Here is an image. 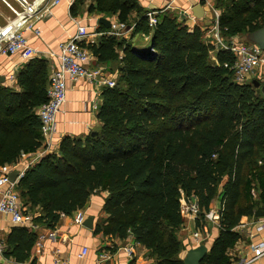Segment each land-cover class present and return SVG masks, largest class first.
Instances as JSON below:
<instances>
[{
    "label": "trees",
    "instance_id": "trees-1",
    "mask_svg": "<svg viewBox=\"0 0 264 264\" xmlns=\"http://www.w3.org/2000/svg\"><path fill=\"white\" fill-rule=\"evenodd\" d=\"M219 1L225 36L264 25V0ZM135 7L134 0L90 6L118 13L134 33L151 35V49L138 51L106 33L82 44L98 63H120L116 84L101 92V126L84 138L65 136L58 151H47L26 169L17 190L24 207L30 206L32 223L49 228L62 214L83 209L94 193L107 191L105 217L94 232L132 235L157 264H185L178 236L182 198L197 202L201 226L220 195L219 235L201 264H231L228 250L242 238V216L264 210V85L236 82L233 52L219 49L211 59L214 44L175 16L160 13L150 27L141 11L128 22ZM18 83L20 91L0 87V166L43 144L36 109L47 100V61L31 58ZM37 238L27 224L14 225L4 256L26 262Z\"/></svg>",
    "mask_w": 264,
    "mask_h": 264
},
{
    "label": "crops",
    "instance_id": "crops-1",
    "mask_svg": "<svg viewBox=\"0 0 264 264\" xmlns=\"http://www.w3.org/2000/svg\"><path fill=\"white\" fill-rule=\"evenodd\" d=\"M134 1L136 7L131 11L128 22L135 21L141 11L145 13L154 10L161 11V13L177 17V20L187 25L190 30L200 29L205 40H207L206 37L215 32L216 21H219L223 7L219 0ZM7 2L10 5H16L15 0H7ZM8 3L6 4L0 0V25L11 20L12 13ZM95 4L96 0H63L52 5L45 17L36 22L35 27L39 29L40 34L37 35L33 30L26 32L30 45L37 51L35 57L44 58L47 61L49 76L59 65V44L73 37L79 26H85L97 42L102 36L99 35L100 32H103L102 30L108 31L111 29L113 22L121 21L118 13H100L94 9L90 10V6ZM101 18H106L111 26L101 22ZM131 26H128L130 30L117 38H124L134 49L143 51L142 48L134 44L136 37L138 35L142 36L144 39L149 40L151 45V35L143 32L134 33V27ZM88 41H91V39ZM29 60L22 58L18 52L10 55H0V87H10L13 90L20 91L21 86L18 83V75ZM88 65L105 66L106 70L115 76V73H118L117 68L120 63L116 60L109 63V65H102L98 63L97 58L94 56ZM102 89H97L85 79L67 80V99L56 118V130L51 137V146L48 149L58 151L60 142L65 136L84 138L99 130L101 122L98 113L102 101ZM38 108L36 111H38ZM45 145L47 144L43 142L42 146L36 151L23 152L17 161L6 165H9L12 171L15 169L20 171L32 159L38 157L39 160L42 158L46 149ZM2 166H0V169ZM19 180L20 178H17L16 184ZM107 195V191L94 193L83 208L86 218L89 216L94 217V227L92 229L86 227L84 223H77L74 220L75 212L62 214L55 228L34 225L31 210L28 209L30 206L24 207L21 199L24 212L27 210V213H25L30 216L26 224L37 231L38 238L31 250L29 260L17 262L14 259L6 258L3 252L0 253V264H157L155 255L144 245L135 242L132 235L126 239H119L94 232L96 224L105 217L103 207ZM220 207L221 196L219 195L213 200L210 209L220 214ZM259 210L264 211L259 208L257 212ZM256 213L253 216H242L237 226L242 238L228 250L231 256V264H240L251 259L253 253L250 245L264 241V229L257 231L251 224L253 219L259 217ZM182 215L184 222L178 231V236L184 244V249L181 251L180 256L184 258L189 248L200 243H205L208 247H211L213 241L219 235L220 218L207 221V223L201 221L203 225L200 226L197 223V217L187 213L183 205ZM14 225L16 224L7 215L0 212V241L5 243V247L6 238ZM205 226L208 235L206 239L200 241L194 236V233L200 231L204 234ZM51 232H54V236L50 235ZM130 244L134 246L133 256H130L124 249L126 245ZM85 249H87L86 253L82 254ZM104 253L107 255L101 259L100 255ZM250 264H264V255Z\"/></svg>",
    "mask_w": 264,
    "mask_h": 264
},
{
    "label": "built area",
    "instance_id": "built-area-1",
    "mask_svg": "<svg viewBox=\"0 0 264 264\" xmlns=\"http://www.w3.org/2000/svg\"><path fill=\"white\" fill-rule=\"evenodd\" d=\"M21 7L14 10L15 15L6 24L0 25V55H10L20 53L22 58L31 59L36 55V49L29 43L26 35L28 30H33L37 35L40 34L38 28L35 27L36 22L45 17L52 5L58 4L63 0H21ZM161 11H148V23L150 27H154L158 22V15ZM219 21H216L215 32L211 35V42L215 46V50L223 49L233 52L235 55L234 62L230 69L233 70V77L238 83H245L253 76L258 74L264 67V49L257 44L241 42L238 40V35L230 36L229 39H223ZM132 28L134 26H131ZM130 30L128 25L122 21L112 23L111 29L106 32H100L99 35L109 34L120 37L124 32ZM93 34L89 33L85 26H79L77 32L69 40L59 44V65L49 76V84L47 87V100L42 103L37 111V115L41 122V132L43 142L46 143V149L43 154L51 146V137L56 130V118L61 112L64 103L67 99V80L77 81L85 79L92 83L97 89H102L105 86L113 87L116 84L115 76L109 73L105 66L88 65L94 57L92 51L83 43H93ZM91 41H88L90 40ZM228 66V63H225ZM38 158V157H37ZM32 159L23 167L17 176L21 178L26 169L36 162L38 159ZM12 168L9 165H3L0 169V212L7 215L10 220L16 224H26L30 216L24 212L21 202L20 193L16 187V180L12 182L9 178V173ZM182 198V205L187 213L199 217V206L196 201L186 200ZM220 214L209 210L205 213V223L219 219ZM85 213L83 209L75 211L74 220L83 224L85 221ZM251 224L257 231L264 229V213L263 215L253 219ZM54 236V232L50 233ZM208 230L205 226V233L196 231L194 236L200 241L207 238ZM253 257L243 261L240 264H250L254 260L264 255V241L252 243L250 245ZM124 249L130 256L134 254V246L126 245ZM5 250V243L0 241V253ZM87 249L83 251L85 254ZM107 254H101L102 259Z\"/></svg>",
    "mask_w": 264,
    "mask_h": 264
},
{
    "label": "water",
    "instance_id": "water-1",
    "mask_svg": "<svg viewBox=\"0 0 264 264\" xmlns=\"http://www.w3.org/2000/svg\"><path fill=\"white\" fill-rule=\"evenodd\" d=\"M101 22L111 26V23L106 18H101ZM246 39L250 42L256 43L262 49H264V25L259 27L256 30L249 31L246 33ZM96 132H93L95 134ZM19 174V170L15 169L9 173V178L12 182L16 180V177ZM188 200V199H186ZM264 211L259 210L256 215L261 216L263 215ZM84 225L90 229L94 227V217L89 216L84 221ZM210 247H208L205 243H200L199 245L189 248L186 251V255L183 258L185 264H201V261L209 251Z\"/></svg>",
    "mask_w": 264,
    "mask_h": 264
},
{
    "label": "rangeland",
    "instance_id": "rangeland-1",
    "mask_svg": "<svg viewBox=\"0 0 264 264\" xmlns=\"http://www.w3.org/2000/svg\"><path fill=\"white\" fill-rule=\"evenodd\" d=\"M2 1H4L6 4L8 3L7 0H2ZM15 1H16V5H14V4L10 5V3H8V7H9L11 13H12V17H11V18H13V16L15 15L14 10H17V9H19V8L21 7L20 3H21L22 1H21V0H15ZM210 37H211V36L206 37V39H207L206 42L211 41ZM229 37H230V36H225L224 34H223V36H222L223 39H229ZM237 37H238V40L241 41V42L253 43V42H250V41H248V40L246 39V34H241V35H238ZM208 39H209V40H208ZM134 44H135L136 46H139L140 48H142L143 51H148V50L150 49V47H151V45H150V41L144 39V38H143L142 36H140V35H138V36L136 37V40H135ZM253 44H256V43H253ZM216 51H217V50H212V51L210 52V58H211V59H212V58H215V53H216ZM115 74H116V75H115V79H116V81H117L118 73H115ZM251 80L259 81L260 84H262V87H263V85H264V67L260 70V72H259L258 74H256V75L253 76L252 78H250L249 81H251Z\"/></svg>",
    "mask_w": 264,
    "mask_h": 264
}]
</instances>
